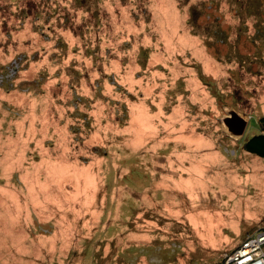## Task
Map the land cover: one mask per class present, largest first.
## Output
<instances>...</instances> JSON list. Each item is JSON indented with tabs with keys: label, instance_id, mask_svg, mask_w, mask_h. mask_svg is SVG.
Wrapping results in <instances>:
<instances>
[{
	"label": "rangeland",
	"instance_id": "374dc122",
	"mask_svg": "<svg viewBox=\"0 0 264 264\" xmlns=\"http://www.w3.org/2000/svg\"><path fill=\"white\" fill-rule=\"evenodd\" d=\"M262 116L264 0H0V264H216Z\"/></svg>",
	"mask_w": 264,
	"mask_h": 264
},
{
	"label": "built area",
	"instance_id": "2783aa9c",
	"mask_svg": "<svg viewBox=\"0 0 264 264\" xmlns=\"http://www.w3.org/2000/svg\"><path fill=\"white\" fill-rule=\"evenodd\" d=\"M218 264H264V229L248 234L238 247L223 252Z\"/></svg>",
	"mask_w": 264,
	"mask_h": 264
},
{
	"label": "trees",
	"instance_id": "16d2710c",
	"mask_svg": "<svg viewBox=\"0 0 264 264\" xmlns=\"http://www.w3.org/2000/svg\"><path fill=\"white\" fill-rule=\"evenodd\" d=\"M258 126L259 133L246 139L242 143L241 148L248 153L264 158V116L259 118ZM218 263L219 260L216 262V264Z\"/></svg>",
	"mask_w": 264,
	"mask_h": 264
},
{
	"label": "water",
	"instance_id": "95a60500",
	"mask_svg": "<svg viewBox=\"0 0 264 264\" xmlns=\"http://www.w3.org/2000/svg\"><path fill=\"white\" fill-rule=\"evenodd\" d=\"M227 131L234 136L242 137L248 120L238 114L236 111L232 110L223 120Z\"/></svg>",
	"mask_w": 264,
	"mask_h": 264
},
{
	"label": "crops",
	"instance_id": "0c3cea01",
	"mask_svg": "<svg viewBox=\"0 0 264 264\" xmlns=\"http://www.w3.org/2000/svg\"><path fill=\"white\" fill-rule=\"evenodd\" d=\"M241 146H242V144H241Z\"/></svg>",
	"mask_w": 264,
	"mask_h": 264
}]
</instances>
